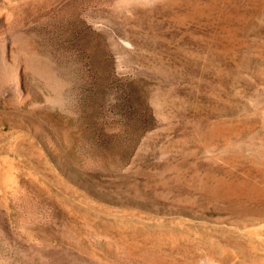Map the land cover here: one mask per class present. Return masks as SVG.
Segmentation results:
<instances>
[{"label":"rangeland","instance_id":"374dc122","mask_svg":"<svg viewBox=\"0 0 264 264\" xmlns=\"http://www.w3.org/2000/svg\"><path fill=\"white\" fill-rule=\"evenodd\" d=\"M0 264H264V0H0Z\"/></svg>","mask_w":264,"mask_h":264}]
</instances>
